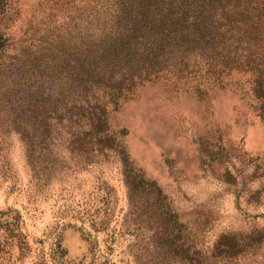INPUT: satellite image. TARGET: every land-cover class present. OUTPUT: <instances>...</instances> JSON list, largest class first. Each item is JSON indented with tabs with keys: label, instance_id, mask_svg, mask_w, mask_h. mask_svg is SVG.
Wrapping results in <instances>:
<instances>
[{
	"label": "rangeland",
	"instance_id": "374dc122",
	"mask_svg": "<svg viewBox=\"0 0 264 264\" xmlns=\"http://www.w3.org/2000/svg\"><path fill=\"white\" fill-rule=\"evenodd\" d=\"M48 1L14 0L0 60V264H264V118L251 76L160 63L106 99V140L91 155L89 139L72 143L58 125L59 47L81 2L50 21ZM38 79L52 134L32 143L20 109Z\"/></svg>",
	"mask_w": 264,
	"mask_h": 264
},
{
	"label": "trees",
	"instance_id": "16d2710c",
	"mask_svg": "<svg viewBox=\"0 0 264 264\" xmlns=\"http://www.w3.org/2000/svg\"><path fill=\"white\" fill-rule=\"evenodd\" d=\"M75 1L81 4L74 35L59 47L57 65L68 79L58 91V125L72 143L89 139L91 155L106 140V99H118L144 72L162 71L168 61L193 62L214 78L233 71L249 74L264 118V0H49L48 19L54 21L63 6L72 10ZM14 4L0 0V60L10 45ZM201 51L202 58L188 54ZM26 85L29 101L20 110L32 121V143H38L52 134L53 115L46 107L50 89L40 79ZM30 129L19 131L27 137Z\"/></svg>",
	"mask_w": 264,
	"mask_h": 264
}]
</instances>
